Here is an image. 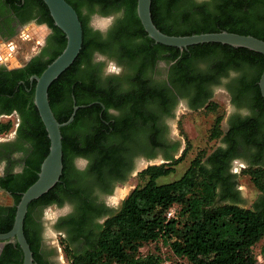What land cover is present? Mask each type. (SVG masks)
Listing matches in <instances>:
<instances>
[{"label": "trees", "instance_id": "trees-1", "mask_svg": "<svg viewBox=\"0 0 264 264\" xmlns=\"http://www.w3.org/2000/svg\"><path fill=\"white\" fill-rule=\"evenodd\" d=\"M34 1L48 14L40 0ZM63 1L74 10L80 23L81 48L72 64L48 87L47 101L58 123L68 119L73 104L80 108L72 122L60 129L62 170L58 183L27 206L22 230L33 263L42 264L31 230V209L38 204L58 205L67 198L77 204L76 218L63 225L68 234L62 239L68 264H161L158 250L146 254L139 252L143 246L157 242L165 244L174 258L186 264H256L252 247L264 237V199L253 204L251 209L224 204L230 198L229 193L216 201L217 186L226 185L217 152L198 153L182 175L170 182L158 181L173 173V166L181 160L184 151L176 161L146 167L136 176L141 185L127 194L118 209L98 226L96 234L84 236L80 250L69 247L70 240L83 236L82 225L89 214L85 201L87 191L82 186L86 183L93 188L99 186L103 179L118 175L122 169L121 127L108 124L109 116L104 109L140 95L118 93L122 102L115 104L114 96L98 87L96 78L90 73L91 51L123 60L127 73L120 81L130 83L140 80L139 73L148 67L153 55L165 54L162 59L173 62L168 74L169 84L182 97L200 93L203 81L227 77L232 71L236 75L233 81L235 100L249 104L259 115H264V101L257 87L264 58L246 49L219 44H200L183 50L155 44L146 37L136 17V0ZM149 11L153 26L167 36L225 31L264 41V0H151ZM91 14L115 17L103 36L87 27ZM49 20L50 27L60 33L58 49L50 59L41 65H28L24 70L0 76L2 114L15 111L20 121L17 137L31 150V158L26 159L22 172L16 175V185H2L12 196L13 206L4 212L0 234L11 228L15 205L21 193L35 181L48 150L44 127L32 104L34 82L29 84V78L39 76L64 46L63 34ZM7 75L12 77L8 79ZM213 108L210 103L203 109ZM10 129L9 122L0 123V134ZM220 134L217 119L209 137L216 140ZM206 155L208 168L201 163ZM71 156L88 159L86 169L71 172L68 165ZM263 165L244 169L242 174L249 177L254 189L264 198ZM172 206H176L175 219L166 220L165 212ZM21 258L16 243L6 244L0 254V264H21Z\"/></svg>", "mask_w": 264, "mask_h": 264}, {"label": "flooded vegetation", "instance_id": "flooded-vegetation-1", "mask_svg": "<svg viewBox=\"0 0 264 264\" xmlns=\"http://www.w3.org/2000/svg\"><path fill=\"white\" fill-rule=\"evenodd\" d=\"M94 16L97 14L88 17L87 27L103 36L104 31L91 26ZM49 19L44 8L37 5L34 0H0V44L7 49L8 57L15 58V64L12 66L0 60V76L12 71L24 70L28 65H41L50 59L58 49L60 33L50 27ZM30 26L44 29V37L39 41H33L35 32H29ZM32 41L35 47L29 52L28 45ZM161 56L165 54L153 55L150 64H147L148 67L143 68L139 73L140 80L136 79L130 83L120 81L127 73L123 60L120 61L98 51H91L89 54L90 73L96 78L95 83L114 96L115 104L122 102V96L118 93H140V95L128 97V101L118 106L107 109L102 107L109 116L108 124L114 123L121 127L123 137L119 141L123 149L121 152L123 165L118 175L108 176L99 186L93 188L89 183L82 186L87 191L85 201L89 207V214L82 225L83 236L69 241L71 249L80 250L83 246V237L94 236L98 226L118 209L122 200H119L117 193V197H114L115 185L128 182L148 166L168 164L180 158L185 143L176 133L179 116L214 103L213 96L216 93L224 94L227 102V110L223 117L224 129L220 130L221 134L210 151L217 152L222 161L220 172L226 184L217 186L216 199L229 193L230 198L224 202L236 205L240 200L241 192L236 185V175L244 169L257 168L264 164V115H259L249 104L235 100L234 72H228L227 77L203 81L200 85V93L182 97L168 81L169 69L173 62L166 61ZM11 77L8 76V79ZM20 84L21 82L18 81L17 85ZM2 106L0 103V123L10 122V119L15 123L10 133L8 131L0 134V222L4 218V212L13 206L12 196L2 187L16 185V175L22 172L26 159L31 158L29 145L17 137L20 123L18 115L15 111L2 114ZM233 108L235 111L232 110ZM3 119L6 120L3 122ZM122 124H125V127ZM208 155L201 160L207 168ZM88 163V159L78 156H71L68 160L71 172L84 171ZM113 197L115 200H112ZM263 199V196L257 192L253 204H258ZM76 206L75 202L63 198L58 205L38 204L31 209L30 217L33 222L31 230L42 264H68L64 254L65 243L62 240L67 238L68 234L63 225L71 218H76ZM49 207H53V211L46 214L45 211ZM14 243L12 240L4 243L2 250L6 244L14 245ZM15 254L16 252L13 256Z\"/></svg>", "mask_w": 264, "mask_h": 264}, {"label": "water", "instance_id": "water-1", "mask_svg": "<svg viewBox=\"0 0 264 264\" xmlns=\"http://www.w3.org/2000/svg\"><path fill=\"white\" fill-rule=\"evenodd\" d=\"M46 7L52 24L64 36V46L60 53L42 70L39 76H31L29 83L34 82L32 104L44 127L48 139V150L42 159L35 181L21 193L17 204L11 228L0 234V252L3 244L14 241L21 251V264H35L23 236V220L27 206L37 200L55 184L61 175V136L60 129L70 124L79 106L72 105L68 119L58 123L49 108L47 89L74 61L81 48V27L74 10L63 0H40ZM150 1L136 0V17L146 34V37L155 44L178 50L200 44H219L231 48L246 49L258 53L264 58V41L251 36H243L230 32L220 31L189 36H167L159 32L150 19ZM260 97L264 101V66L257 81Z\"/></svg>", "mask_w": 264, "mask_h": 264}, {"label": "rangeland", "instance_id": "rangeland-1", "mask_svg": "<svg viewBox=\"0 0 264 264\" xmlns=\"http://www.w3.org/2000/svg\"><path fill=\"white\" fill-rule=\"evenodd\" d=\"M29 32H35V38L32 39L33 41H39L44 37V29L37 28L30 26ZM28 45V51L32 52L34 50L35 44ZM14 57H8L7 49L5 46L0 44V60L2 63L12 66L15 63ZM213 109H199L195 111H189L183 113L179 116L177 126H176V133L183 139L185 143L184 154L181 157V160L173 166V173L168 175L167 177L159 179L158 182H170L179 178L182 173L187 168L189 162L201 152V154H208L215 146V139H210V131L215 122L218 119V127L220 130L224 129V112L227 110V102L226 96L222 93H216L213 96ZM6 119H3V122ZM220 122V125H219ZM11 129L9 133L12 131L14 120L10 119ZM141 185V180L137 179V177L130 178V180L122 185H115V194L114 197L119 196V200H123L127 194L136 186ZM236 185L240 189V200L236 203L237 206L244 208V209H251L253 203L257 197V191L252 186L250 179L247 175L240 174L236 175ZM116 196V197H117ZM114 197L112 200H115ZM216 201H218L216 199ZM224 204H228L229 202H223ZM218 203V204H223ZM231 204V203H229ZM176 208V206H174ZM53 211V207H49L46 209V214H50ZM155 250H158L161 258L171 260L174 264H186L183 260H179L180 263H177L175 258L169 253L168 248L165 244H161L157 242L156 244H148L140 248L141 254L151 253ZM264 251V237L256 243L252 247V254H256L258 252ZM60 254L58 253L57 256Z\"/></svg>", "mask_w": 264, "mask_h": 264}, {"label": "built area", "instance_id": "built-area-1", "mask_svg": "<svg viewBox=\"0 0 264 264\" xmlns=\"http://www.w3.org/2000/svg\"><path fill=\"white\" fill-rule=\"evenodd\" d=\"M8 50H9V48H8ZM175 216H176V208L174 206L168 208L167 211L165 212V219L166 220L175 219ZM139 252H140V250H139ZM254 259H255L256 264H264V251L254 254ZM175 260L177 263H180L179 262L180 259L175 258ZM113 264H117V263H113ZM161 264H174V263L171 260L162 258Z\"/></svg>", "mask_w": 264, "mask_h": 264}, {"label": "clouds", "instance_id": "clouds-1", "mask_svg": "<svg viewBox=\"0 0 264 264\" xmlns=\"http://www.w3.org/2000/svg\"><path fill=\"white\" fill-rule=\"evenodd\" d=\"M115 17L114 16H94L91 21V26L97 30L106 32L114 23ZM235 111V109H232Z\"/></svg>", "mask_w": 264, "mask_h": 264}]
</instances>
